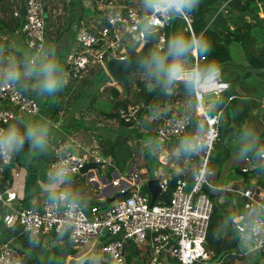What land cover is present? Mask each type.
Returning a JSON list of instances; mask_svg holds the SVG:
<instances>
[{"label":"built area","instance_id":"obj_1","mask_svg":"<svg viewBox=\"0 0 264 264\" xmlns=\"http://www.w3.org/2000/svg\"><path fill=\"white\" fill-rule=\"evenodd\" d=\"M82 1L86 5L92 2ZM23 2L25 13L20 32L34 51L30 58L34 60L46 53L45 4L44 0ZM160 7L161 10L153 12L148 7L140 10L133 5H123L119 0H104L98 27L91 29L81 20L70 57L66 59L65 78L78 80L89 65L102 63L105 53L106 58L109 54L115 56L112 46L115 43L121 44L125 34L133 41L143 43L146 31H157L152 44L155 48L162 49L165 40L162 30L174 17H182L186 21L192 42L198 41L192 30V17L189 13L176 11L163 2ZM14 15H20L19 8L14 11ZM260 16L264 17V13L260 12ZM191 53L192 63L189 67H184L185 77L194 71H201L198 65L204 57L194 54L192 50ZM119 57L124 55L120 54ZM229 86L230 82L223 78L220 70L214 79L204 73L200 87L192 89V97L195 99L194 116L200 121L202 131L191 140L203 144V147L191 153L192 159L197 161L190 171V188H187L183 177H178L167 201L154 199L150 203V196L142 191L141 183L132 182V186L129 184L117 188L118 191L127 189L128 193L116 198L114 203L86 207L78 200L63 198L59 195L62 191L55 199L44 197L39 206H23L13 191L0 185L2 222L10 229L20 227L36 237L66 233L71 247L77 251L85 249L87 244L95 241V248L104 254L107 264H126L125 247L129 241L150 247L147 264L205 263L211 256L206 248V232L212 212V200L202 187L212 186L209 182L213 174L211 155L219 137L222 117V108L212 111L208 107L209 102L217 100ZM211 92L215 94V98H204L205 94ZM234 96L235 94H231L228 99ZM0 103V135H4L5 125L22 121L25 117H34L40 112L39 100L7 79L0 80ZM198 107L200 109L196 111ZM260 107L264 115V97ZM117 117L126 124L134 123L139 118V107L134 104L120 106ZM192 117L191 113H182L161 119L155 128V139L164 143L178 138L189 139ZM54 153L56 157L50 162L49 172L54 176L58 170H64L67 173L66 178L79 173L88 161L102 160L98 156L91 157L86 152L71 153L63 148H56ZM13 156V152L7 156L0 155V163H11ZM245 161L249 165L253 163L249 155ZM241 170L246 172L248 168L241 167ZM132 178H138V174L133 173ZM168 180L167 177L160 176L161 190L167 192ZM118 182V178L113 179L114 185H118ZM238 192L242 197V210L235 216L234 227L240 234L248 235L250 249L264 254V189L248 186ZM22 262L21 253L9 240L0 243V264Z\"/></svg>","mask_w":264,"mask_h":264},{"label":"crops","instance_id":"obj_2","mask_svg":"<svg viewBox=\"0 0 264 264\" xmlns=\"http://www.w3.org/2000/svg\"><path fill=\"white\" fill-rule=\"evenodd\" d=\"M57 1L46 0L45 3V6L48 7V9L46 8L45 50L48 52L52 47L60 48L59 54L62 58L63 56L67 57L73 49L76 32L81 20H84L91 29L98 27V23L102 18V4L104 0H92L91 4L87 5L82 0H65L66 8H64V15L60 21L53 17L56 9L55 3ZM137 1L138 6L133 5L135 0L133 2L132 0H119L123 5H133L140 10H144L146 5L143 4L145 3L141 0ZM8 4L10 8L9 11H6V15L11 17L10 10H12V15H14V11L19 8L20 1L9 0ZM52 4L54 5V9L51 8ZM0 17V39L6 41V45L1 48L5 53L3 56H5L4 65L6 66L3 69L0 68V74L4 76L3 79H7L6 67H9L11 70H18L21 73V77L28 78L22 74L25 68L19 69V65L26 67L27 64L25 62L31 61L30 58L33 56L34 51L27 45L26 39L20 32L19 27L13 31L9 30L4 23H1L2 21L6 22V18L3 16ZM140 50L138 49L136 52ZM19 56L25 58V62L19 60ZM180 62L184 67H189L192 63V58H183ZM62 64L64 65V60ZM88 71L86 70L85 73ZM147 76H150V74ZM107 83H115L114 85L119 93L122 92L119 84H116L118 80L113 79V81H107ZM28 86L33 90H39L34 87V78H30V84ZM101 86L103 89L105 85H100L98 87L99 91H103L102 89L100 90ZM66 89L67 87L59 91V93L63 95ZM130 89L129 91L126 89V93L125 91L124 93L122 92V96L128 95ZM78 92L79 95L67 101L61 100L60 98L61 102L56 107L54 95L51 97L47 94H41L39 91L35 95L33 94L40 103L39 114L31 118L25 117L22 121L13 122L10 125L4 126V134L7 133L10 127H18L21 131H24L29 124H39L42 130L46 132V144L43 149L33 148L30 143V146L20 152L19 155L13 151L14 156L11 163H0V185L6 190L13 191L21 205L39 206L44 197H57L60 191L66 193L68 199L78 200L86 207L93 204H111L118 198L113 197L118 191L117 188L129 186V184L132 186V182H139L143 186L146 185L147 179L153 176L159 178L160 176L167 177L169 179L175 174L191 171L192 167L196 165L197 160L192 159L191 153H185L180 150L183 139L178 138L165 142L164 144H152L156 140L155 128L163 117L164 108H170L174 113L180 112L179 106L181 101L179 98L174 106L165 104L164 108H155V110L151 109L152 106H150V112H144L136 122L126 124L119 120L117 116L107 117L102 110L107 106L101 103V107H98L92 103V96H89L86 88L84 89V93H82L81 88ZM100 93L108 96L105 91L95 92L96 100H98ZM136 105L140 107L139 104ZM185 105H181L185 107L183 110L190 107V104L188 105L186 102ZM260 109L262 110L261 107ZM260 119L264 121V118L261 116ZM117 136L125 137L126 143L134 151L135 157L133 160L130 159L129 166L126 170H121L115 162L114 157H116L117 148L112 147L111 144ZM56 148H63L71 153L78 154L86 152L91 157L98 156L102 160L88 161L87 163L90 165L87 166L84 172L80 171L72 177H67L63 184L56 187L52 179L53 175L49 172L50 162L56 157V153H54ZM146 148H149V153L145 150ZM149 155L154 156L157 162L168 165L169 172L165 169H160L161 166L159 167V163L155 168H152L149 163ZM252 162V165H249L245 161V158L241 160L239 155L233 153V157L228 166L239 164L240 166L238 168L247 167V174H250L249 177L246 179L242 177L240 183L233 181V185L224 187L212 179L211 182H214L215 186L211 183L212 186L208 188H225L224 191H226L224 194H220L219 198L221 201L216 196L218 202L225 205H223L224 208L221 211L223 213V219L220 221L221 226H223L222 237H233L237 242L238 255L244 254L250 264L252 260L259 264L264 260V254L250 249L251 243L248 235L240 234L234 227L235 216L242 210V198L238 194V190L244 188L246 183L249 184L248 186L264 189V159L259 158L258 161L252 159ZM130 166H132V169H130ZM153 172H157V175H153ZM133 173H137L138 178L133 179ZM245 173L237 172V174L242 176ZM116 178L119 179L118 185L113 184V179ZM212 193L214 192L212 191ZM126 194L120 195L119 198ZM229 197H231L230 200ZM161 198L164 200L161 195L156 196L155 199ZM237 201H240V203ZM232 205H234V212L236 213L232 218L233 224L230 222L231 218L229 215L224 212L229 210ZM2 213L3 209L0 207V243L9 240L17 247L22 255V264H66L70 257H78L82 253L88 252L95 242L93 241L87 244L85 249L81 251L76 250L75 254H68L62 260L63 262H60L59 259L63 256L62 254L64 252L63 246L69 241L66 233H53L49 236L36 237L27 232L26 234H22L24 231L20 227L8 230L1 220ZM225 223L229 224L230 228L227 229ZM11 230H13L12 233H10ZM95 249L94 247L91 252L92 255L86 259H96L99 257L95 253ZM208 250L211 252V256L203 264H208L213 255V251ZM149 253L150 247L148 245L130 242L125 247L126 264H147ZM86 259L83 260L82 264ZM211 261L217 262L215 260ZM236 262L234 259L233 261H229L228 264H236ZM105 264H107V261Z\"/></svg>","mask_w":264,"mask_h":264},{"label":"trees","instance_id":"obj_3","mask_svg":"<svg viewBox=\"0 0 264 264\" xmlns=\"http://www.w3.org/2000/svg\"><path fill=\"white\" fill-rule=\"evenodd\" d=\"M62 1L64 3V8H66L65 0ZM8 3V0H0V16L6 18V22L2 21L1 23H4L9 30L13 31L20 27L23 22V17L12 15V10H10L11 17L7 16L6 11H9L10 8ZM53 6L54 5L52 4V9H54ZM46 8L48 9V7ZM184 11L189 13L192 17L191 26L195 37H197L198 40L207 38L212 42V47L207 53V58L204 57L198 65L202 72L206 73L205 70L209 63L219 65L221 70L223 69L222 73L224 70H227V65L232 62L229 53V45L232 42H235L238 43L244 51L249 68H252L255 72L264 75V17L260 16V12L264 13V0H198V3L191 10L185 9ZM180 24H182V27H180ZM162 31L165 37L164 48H155L152 44V40H150L148 41L149 52H159L161 54L165 53L167 51L168 43L176 36H183L189 41H192L186 21L182 17L172 18L169 24L165 26ZM5 45L6 41L0 39V51ZM139 45L140 42L133 41L128 35V39L121 42L119 50L123 49V51H121L120 54L124 55L135 53L138 50ZM192 57L191 49H189V51L181 57L180 60ZM19 60L25 62L26 59L19 56ZM171 61L172 57H170L166 62L170 63ZM25 63L28 64V61ZM20 68L25 67L19 65V69ZM98 69L99 68L95 69L96 72H93L91 75L81 79V89L84 91L86 88L89 96H92V103H95L94 101L96 100V94L94 93L103 92L98 90L100 85H105L102 90H105L106 88L109 89L111 97L109 96L108 99L103 100L107 107L102 109L107 117L117 116V108L120 106L126 107L128 104L140 105L139 116L144 112H150V106H153V104L164 103L174 106L178 98L187 99L188 104H190V107L186 109L184 113L190 114L191 108L195 106V99L192 97V88L187 85L186 81L177 80L170 87L165 89L161 80H158L155 76H152L151 74L150 76H147L141 70L134 69L129 75V84L131 88L130 92L128 95L121 97L116 86L112 83H107V81H113L108 71L107 74H105V81L100 84H95L94 78L92 77L96 75ZM246 70L247 69H244L242 73L232 79L228 89L221 93L218 97V102L215 107L211 108L212 111H216L219 107L222 108L218 140L220 137L223 138V140H221L220 143H217V147L218 145L222 147V144L228 146L221 152L217 151L218 148L215 149L214 147L212 151L214 155H211V159H216L218 164L223 163L227 158L230 163L233 153L239 155L243 134L246 131V122L251 116H253L255 109L261 106V100L264 94V82L257 92H253L250 87L242 85L240 80L241 77H250V73H248L249 70ZM225 76L229 78L226 74ZM3 78L4 76L0 74V80H3ZM251 79L256 81L258 77ZM71 81H74V79ZM118 82L122 81L118 80ZM16 83H18L17 85L23 91L29 94L35 95L39 92V90H33L28 86L30 84V78L21 77L20 80L16 81ZM122 85L125 91L126 87L123 82ZM71 86L72 85L67 86L68 91H66L65 94L68 92L73 93L74 89L72 90ZM92 86H94V88ZM244 89H247L249 92H245ZM92 90H94V92H92ZM102 94L103 93H100V95ZM231 94H235V96L232 99H228V96ZM70 96L71 97H68L66 101L72 97L74 98V94H70ZM63 97L65 96L59 92L54 94L56 107L61 100H64ZM199 109L200 108L198 107L196 111H199ZM174 114L177 113L171 112L169 116ZM259 122L263 125V129L258 131V129L253 126L249 129L255 134L256 146L255 149L248 155L251 156V159L256 161L259 160L257 152L264 150V121L262 120ZM191 128V133L188 135L189 139L193 138L194 135L198 136L202 131V125L196 116L192 117ZM29 146L30 141L25 138L24 144L20 147L18 152H15L19 155L20 152L27 149ZM111 146L117 148L116 157H114L116 164H118L121 170H126L129 166L130 159L133 160L135 157L134 151L126 143V139L123 136H117ZM233 166L238 168L240 165L235 164ZM247 173L248 171H246L244 175L245 179ZM154 174L156 175L157 172H154ZM178 177H183L186 180L187 188L191 187L192 172L188 171L184 174L178 173L171 176L168 180V194H170L173 189ZM248 185L249 184L246 183L244 187H247ZM209 189L211 191L213 190L211 188ZM142 190L148 193L146 185L142 186ZM224 190L225 189L221 190V192H226ZM218 195L217 193H213L212 196H210L212 200V212L209 217L206 232V247L213 251L211 260L228 264L229 261H233L235 259V262L238 260L239 264H250L244 254L238 255L239 250L237 242L233 237H222L223 226H221L220 221L223 219V213H221L218 209V200H214V198ZM230 199L231 197H229V200ZM238 203H240V201ZM108 204L110 203H103V205ZM224 212L229 215L231 218L230 222L233 224L232 218L236 214L234 212V205H232L229 210ZM4 226L6 229L10 230V228L5 224ZM225 227L228 229L230 228V225L226 224ZM12 231L13 230H11L10 233H12ZM22 234H26V232ZM128 243H130V241ZM63 247L64 252L62 254L63 256L59 259L60 262H63L62 260L65 259L68 254H75L76 252L75 249L71 248L69 241ZM95 261L96 259L90 258L86 259L83 264H97Z\"/></svg>","mask_w":264,"mask_h":264},{"label":"clouds","instance_id":"obj_4","mask_svg":"<svg viewBox=\"0 0 264 264\" xmlns=\"http://www.w3.org/2000/svg\"><path fill=\"white\" fill-rule=\"evenodd\" d=\"M162 2L166 3L167 7L169 8H174L176 11L183 12L185 9L191 10L198 3V0H145V5L155 12L161 10L160 6ZM21 17L24 19V15ZM155 38L151 39L152 42ZM143 43L140 44L143 46ZM211 47L212 42L207 38L192 42L183 36H176L168 43L167 51L165 53L161 54L156 52L152 54L151 62H145L146 70L152 76H155L158 80H161L165 89L180 79H186V83L190 88L198 89L203 82L204 72L194 71L189 76L185 77L184 66L180 62V58L183 57L189 51V49H191L194 54L207 58V53ZM125 55L127 54H124V56ZM169 56L172 57V61L167 63L166 61H168ZM104 60L102 62L103 64ZM64 65L57 57L56 49L52 47L42 56L29 61L22 74L25 77L34 78V87L39 89L41 94L53 96L55 93L63 90L68 84V80L64 75L66 71ZM220 70L221 69L219 65L209 63L205 71L209 77L214 79L216 73ZM6 78L9 81L15 82L20 80L21 73L14 69L7 74ZM192 109H194V107ZM25 138L30 141L33 148L43 149L46 144V132L42 130V127L39 124H29L26 126L24 131H21V129L18 127H10L6 134L0 135V155L7 156L13 151L18 152L20 147L24 144ZM255 146V134L251 130L245 131L243 134L241 147L239 149L240 157L246 158L248 154L255 149ZM202 147L203 144L199 142L193 141L191 139H184L181 142L180 150L185 153H194L199 151ZM257 156L261 159H264V150L258 151ZM239 169H241V167ZM66 176L67 173L64 170H58L54 174L52 179L54 180L56 187H59L65 182ZM59 195H61L63 198H66L63 192H61ZM53 198L55 199V196Z\"/></svg>","mask_w":264,"mask_h":264},{"label":"rangeland","instance_id":"obj_5","mask_svg":"<svg viewBox=\"0 0 264 264\" xmlns=\"http://www.w3.org/2000/svg\"><path fill=\"white\" fill-rule=\"evenodd\" d=\"M9 1V0H8ZM142 2H144L145 3V0H141ZM132 2H133V0H132ZM138 1L137 0H135V2H133V5H136V6H138V3H137ZM45 3H46V0H45ZM55 5H56V9H55V11H54V13H53V17H54V19H57L58 21H60L61 20V18L63 17V15H64V3H63V1H61V0H58L56 3H55ZM58 5V6H57ZM143 5H145V4H143ZM180 27H182V24H180ZM52 34H54V33H52ZM128 39V35H124L123 37H122V41L123 40H127ZM120 43H115L113 46H112V48H113V51L116 53V55L115 56H118L119 57V55H120V52L121 51H123V49H120L119 50V47H120ZM55 49H56V55H57V57L59 58V60H60V62L62 63V61L64 60V62L66 63V59L67 58H69L70 57V54H68V56L67 57H62L61 58V56H60V54H59V50H60V48H56V47H54ZM142 48V45L140 44L139 45V47H138V49H141ZM47 52V51H46ZM149 53H152V52H149ZM229 53H230V58H231V60H232V62H230L227 66V70H224V72H225V74L227 75V76H229V78L228 77H226L225 76V74H224V72L222 73V76H223V78L224 79H226V80H228L229 82H231L232 81V79L235 77V76H237L238 74H240V73H242L243 72V70L244 69H247L246 71H248V73H250V77H241V84L242 85H245L246 87H250L251 88V90L253 91V92H257V91H259V89L261 88V86H262V83L264 82V75H262V74H260V73H258V72H255V70H253L252 68H249V64H248V61H247V59H246V56H245V54H244V51L242 50V48H241V46L238 44V43H235V42H232L230 45H229ZM5 53L3 52V50H1L0 51V68H2L3 69V67L4 66H6V65H4V57L5 56H3ZM105 56H104V59L106 58V53L104 54ZM8 66V65H7ZM5 68V67H4ZM7 69H6V75H7V73H9L10 71H12V70H14V69H10L9 67H6ZM97 68H99L98 69V72L96 73V75L95 76H93L92 78H94V81H95V84H100V83H102V82H104L105 81V74H107V69L105 68V66H104V64L103 63H100V62H95V63H93V64H91L89 67H88V69L87 70H89L88 72H86L85 74H83L82 76H81V78L80 79H78V80H74V81H71L72 79H70L69 81H68V84H67V86L68 85H72L71 87H72V90H73V93H71V92H68L67 94H63V96H65V97H63V99L64 100H66L68 97H71L70 96V94L72 95V94H75L76 96L77 95H79L78 93V91L80 90V88H81V79L83 78V77H87V76H89V75H91L93 72H96V70L95 69H97ZM93 70V71H92ZM223 70V69H222ZM0 71H1V69H0ZM92 71V72H91ZM139 75L141 76V74L139 73ZM254 77H258V79L256 80V81H254L253 79H251V78H254ZM16 82V81H15ZM94 83V82H93ZM113 84H115V83H113ZM116 84H119V87H120V89L122 90V92L124 93V90H123V85H122V82H118V83H116ZM66 86V87H67ZM92 87H94V86H92ZM102 89V86L100 87V90ZM245 90V92H249L247 89H244ZM66 91H68L67 89H66ZM103 91H105L107 94H108V96H105V95H100V96H98V100H96L95 101V105L96 106H98V107H101V103H104L103 102V100H106V98H108L109 96H110V91H109V89L108 88H106L105 90H103ZM84 92V91H83ZM122 92L120 93V96H122L123 94H122ZM74 95V96H75ZM67 96V97H66ZM105 97V98H104ZM264 97V94H263V96H262V98ZM179 100L181 101V103L183 104V105H185V102L188 104V100L187 99H184V98H179ZM217 102H218V100H212V101H210L209 102V109H211V108H214L215 107V105L217 104ZM180 103V106H179V110H180V112H176L177 114H182L185 110H183L185 107L184 106H181L182 104ZM189 105V104H188ZM186 106V105H185ZM260 116L262 117V118H264V115L262 114V111H261V109H260V106L259 107H257L256 109H255V111L253 112V116H251L248 120H247V122H246V125H245V129H246V131H248L249 129H251V127L253 126V127H256V129H258V131H260V129H263V125L259 122V121H262L261 119H260ZM221 140H223V138H219V140L216 142V144H215V149H217L218 148V150L217 151H219V152H221V151H223L224 149H226L228 146L227 145H225V144H222V147L220 146V145H218V147H217V143H220L221 142ZM157 143H162V144H164V142H162V141H158V140H156V141H154L152 144H157ZM148 153H149V148H146L145 149ZM213 154V153H212ZM214 155V154H213ZM212 160V165H211V167H212V169H213V171H214V173L212 174V176L209 178V182H211V180L213 179V180H215L216 181V183H218V184H220L221 186H230V185H233L234 184V182L233 181H236V183H240L241 182V179H242V177L244 178V175L242 176V175H239V174H237L236 172H235V170H236V167H234V166H228L229 165V159L227 158V159H225L224 160V162L223 163H219L218 164V162H217V160L216 159H211ZM149 163L151 164V167L152 168H155L156 167V165L159 163V162H157V160H156V158L154 157V156H152V155H149ZM159 165V167H160V169L162 168V169H165L167 172H169V167H168V165H165V164H163V163H159L158 164ZM147 175V174H146ZM153 175H154V172H153ZM249 175L250 174H247V176H246V178H248L249 177ZM73 175H71V177H72ZM213 185H214V182H211ZM243 184H244V181H243ZM215 186V185H214ZM212 189V188H211ZM221 189H225V188H217V187H215V188H213V192L214 193H217V197H218V200L219 201H221V199L219 198L220 197V194L222 193V194H224V192H221ZM214 200H217V198L215 197L214 198ZM224 201V200H223ZM217 205H218V209H219V211H222V208H224V204L223 203H220V202H217ZM224 205V206H223ZM81 251V250H80ZM95 253L96 254H98L99 255V257L98 258H96V263L97 264H105V259H104V254H102L101 252H99V250L96 248L95 249ZM238 261V260H237ZM238 262H236V264H237ZM208 264H223L222 262H212L211 260H210V262L208 263ZM239 264V263H238ZM251 264H258L257 262H254L253 260L251 261ZM259 264H264V260L263 261H261Z\"/></svg>","mask_w":264,"mask_h":264},{"label":"water","instance_id":"obj_6","mask_svg":"<svg viewBox=\"0 0 264 264\" xmlns=\"http://www.w3.org/2000/svg\"><path fill=\"white\" fill-rule=\"evenodd\" d=\"M20 15L23 16L25 12V7H24V2L23 0H20ZM157 36V31H152V32H145V41L143 43V46L140 51L135 52V53H129L125 55L124 57H118L114 56L112 54H109L108 57L104 60V65L105 68L107 69L108 73L113 79L116 80H122L126 84V89L129 91L130 89V84H129V75L134 69H140L143 71L145 74H150L146 70L145 62H151V56L148 52V40H151ZM171 56H169L170 58ZM168 58V59H169ZM204 98H215V94L213 92L207 93L204 95ZM165 104L160 103L153 105L151 109H157V108H164ZM171 112H173L172 109L170 108H164V113L162 119L166 118ZM192 116L194 115V109L191 111ZM90 165L89 163L85 164L84 167L81 169L82 172H84L87 168V166ZM130 169H132V166H130ZM237 173H243L241 169L237 168L235 170ZM146 187L149 191L150 195V203H153L154 199L156 196L161 195L165 201L168 200V194L166 191L161 190V187L159 185V178L157 176L150 177L146 181ZM202 190L207 193L209 196H212V191L206 187L203 186ZM127 189L123 191H117L113 197H119L120 195L126 194ZM96 242H94V245H92V248L85 253H82L78 257H70L67 260L66 264H82L83 260L90 257L92 254V249L95 247Z\"/></svg>","mask_w":264,"mask_h":264},{"label":"bare ground","instance_id":"obj_7","mask_svg":"<svg viewBox=\"0 0 264 264\" xmlns=\"http://www.w3.org/2000/svg\"><path fill=\"white\" fill-rule=\"evenodd\" d=\"M200 108V107H199Z\"/></svg>","mask_w":264,"mask_h":264}]
</instances>
